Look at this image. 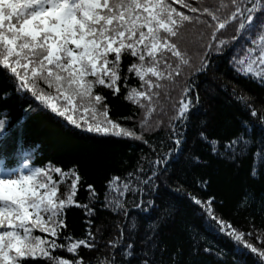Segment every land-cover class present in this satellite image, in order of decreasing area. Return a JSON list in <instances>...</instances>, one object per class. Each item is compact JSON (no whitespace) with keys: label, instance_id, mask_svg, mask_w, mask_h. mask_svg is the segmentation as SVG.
<instances>
[{"label":"trees","instance_id":"obj_1","mask_svg":"<svg viewBox=\"0 0 264 264\" xmlns=\"http://www.w3.org/2000/svg\"><path fill=\"white\" fill-rule=\"evenodd\" d=\"M193 2L194 6L217 8L221 0H204L202 4L199 0ZM174 6L190 14L179 4ZM256 15L259 24L264 20V11L258 10ZM200 27L186 22L179 30V37L172 38L181 51L190 54L191 60L178 84L167 79L158 80L149 74L153 83L160 87L153 89L155 95L150 105L148 101H142L153 108L147 125L153 131H144L143 135L145 140L156 145V152L139 140L104 137L68 124L50 110H44L30 93L19 90L18 81H14L0 66V120L5 122V131L0 133V162L12 168H20L23 164L42 168L49 171L57 182L61 181V176L55 173L56 167L65 173L76 170L82 180L73 205L64 211L67 227L62 230L59 242L63 243V237L69 235L73 239L85 238L90 220L91 231L98 243L93 249H79L77 258H83L86 264H98V261L103 264L106 258L110 259L113 249L108 246V241L119 235L121 228L118 225H125L123 212L117 214L104 207L108 182L113 176L123 179L130 172L136 173L141 164L147 168L149 160L155 161L157 155L163 158L166 154L170 158L160 169L156 190L143 197L144 201H154L150 208L145 205L146 211L138 210L131 203V193L126 196L115 191L111 193L124 200L129 210L128 225L135 223L138 226L134 232L125 227L124 244H133L134 256L129 260L116 250L117 264H142L144 251L149 252L153 264H264V258L220 231L202 207L189 198V194L202 200L214 197L216 215L245 233V242L253 244L258 251L264 250V158L259 154L264 148V86L259 83L260 77L253 78L254 73L264 72V69L254 64L253 73L246 77L238 74L230 64L234 55L243 57L244 48L252 46L242 37L222 54L213 55L205 73L196 74L195 68L200 64V57L196 55L197 42L201 38ZM237 27V23L230 25L223 33L224 37L230 40L236 35ZM251 38H259L256 29L252 30ZM166 57L169 61L173 59L170 53ZM133 63L140 62L130 53L123 55L118 93L114 94L112 89L100 85L93 92L105 97L111 118L118 119L124 127L135 128L140 134L139 123L145 116V109L126 97L133 87L144 91L146 86L134 72H129ZM247 65L246 59L242 67ZM190 72L194 74L195 83V90L190 95L195 99L198 94L199 99L187 117L186 126L180 129L183 140L177 149L175 137L169 140V135L171 124L175 123L173 117L179 115L184 81L190 78ZM254 111L256 116H253ZM128 116L133 119H123ZM201 132L207 139L201 137ZM241 134L251 143L232 159L224 146ZM212 141L217 142L218 154L213 153ZM238 148H244V145ZM145 156L147 159H142ZM71 179L69 176L57 183L60 199L66 200L71 194ZM199 181L206 182L207 186L199 184ZM88 185H92L99 194L95 204L88 199ZM136 203H141L139 195ZM76 204L90 205L94 215L86 216L85 208ZM33 234L50 239L38 229ZM148 237L152 239L148 240ZM54 254L73 258L72 254L62 250ZM24 264L52 262L45 257H37L26 258Z\"/></svg>","mask_w":264,"mask_h":264},{"label":"snow or ice","instance_id":"obj_2","mask_svg":"<svg viewBox=\"0 0 264 264\" xmlns=\"http://www.w3.org/2000/svg\"><path fill=\"white\" fill-rule=\"evenodd\" d=\"M199 2L202 4L204 0ZM176 4L190 14L178 10ZM261 5L264 0H221L217 8L194 6L193 0H0V66L18 81L19 90L30 93L44 110H50L68 124L104 137L139 140L156 152V145L145 140L143 135L144 131H153L147 127L153 108L142 101L150 105L155 95L153 89L160 87L153 83L149 74L158 80L167 79L178 84L184 69L191 65L190 54L181 51L172 38L179 37V30L186 22L202 26L198 29L201 38L197 42L196 55L200 57V64L195 68L196 74L207 71L213 55L222 54L242 37L249 40L252 46L244 48V56L234 55L230 60L237 73L247 77L253 73L254 64L264 69V20L258 24L256 15L258 10L264 11ZM234 23L238 24L237 32L229 40L223 33ZM253 29L257 30L258 39L251 38ZM126 53L138 58L140 63H133L129 72H134L146 86L144 91L133 87L126 97L145 109V116L139 123L140 134L135 128L124 127L118 119L111 118L105 97L93 92L97 85L112 89L114 94L120 91L121 61ZM167 53L173 58L171 61ZM246 59L248 65L242 67ZM189 77L184 81L179 115L173 117L175 123L171 124L169 135V140L175 137L177 149L183 140L180 129L186 126L187 117L199 99L198 94L195 99L190 95L195 90L194 74L190 72ZM255 77H260L259 83L264 86V72L254 73ZM256 115L254 111L253 116ZM4 131L5 122L0 120V133ZM201 137L207 139L203 132ZM211 143L213 153L218 154L217 142ZM250 143L251 140L241 134L225 144L226 154L235 159ZM241 144L244 148H238ZM259 154L264 158V148ZM169 158L167 154L163 158L157 155L155 161H148L149 167L141 164L136 173L130 172L123 179L113 176L108 182L104 207L117 214L123 212L125 225H118L119 235L108 241L113 254L103 264H117L116 250L129 260L134 256L133 244H124L125 227L129 232L138 228L135 223L128 225L129 210L124 200L111 193L115 191L120 196L131 193V203L138 210L146 211L145 205L150 208L154 201H144L143 197L156 190L160 169L166 166ZM54 171L61 176L59 182L72 177L71 194L66 200L58 197L56 185L59 182L54 181L49 171L30 168L28 164L20 168L6 167L0 162V264H24L26 258L37 257H45L52 264H86L83 258H77L79 249L97 246L90 220L85 238L73 239L69 235L63 237V243L59 242L62 230L67 227L64 211L73 205L82 178L75 169L65 173L56 167ZM198 183L207 186L204 181ZM87 191L89 201L95 204L99 194L92 185H88ZM137 195L141 199L139 204L136 203ZM189 198L202 207L220 231L264 258V250L258 251L253 244L245 242V233L216 215L214 197L202 200L189 194ZM76 206L84 207L86 216L94 215L90 205ZM37 229L50 239L34 235ZM58 250L72 254L73 258L57 257L54 253ZM142 255V264H153L148 251Z\"/></svg>","mask_w":264,"mask_h":264}]
</instances>
